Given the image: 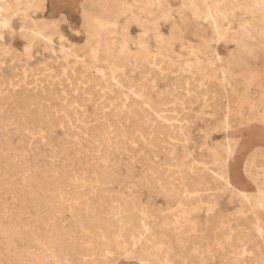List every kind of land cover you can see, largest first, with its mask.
Instances as JSON below:
<instances>
[{
  "label": "rangeland",
  "instance_id": "obj_1",
  "mask_svg": "<svg viewBox=\"0 0 264 264\" xmlns=\"http://www.w3.org/2000/svg\"><path fill=\"white\" fill-rule=\"evenodd\" d=\"M0 21V264H264V0Z\"/></svg>",
  "mask_w": 264,
  "mask_h": 264
},
{
  "label": "bare ground",
  "instance_id": "obj_2",
  "mask_svg": "<svg viewBox=\"0 0 264 264\" xmlns=\"http://www.w3.org/2000/svg\"><path fill=\"white\" fill-rule=\"evenodd\" d=\"M1 22V21H0ZM30 22V21H29ZM245 28V27H244ZM38 41V40H37ZM29 43V42H28ZM184 81V80H183ZM95 82V81H94ZM101 83V82H100ZM124 83H125V81H124ZM86 84V83H85ZM123 85V84H122ZM102 86V85H101ZM143 86V85H142ZM211 87V86H210ZM139 88H140V86H139ZM128 89V88H127ZM195 89V88H194ZM193 89V90H194ZM100 90V89H99ZM120 90V89H119ZM123 90V89H122ZM131 91V90H130ZM196 92H197V90H196ZM94 93V92H93ZM84 94H85V92H84ZM32 97V96H31ZM102 97V96H101ZM118 98V97H117ZM167 100V99H166ZM171 100V99H170ZM6 102V101H5ZM4 102V103H5ZM16 102V101H15ZM69 102V101H68ZM106 103V102H105ZM166 103V102H165ZM140 103H138V105H139ZM105 105V104H104ZM122 105V104H121ZM159 105H160V103H159ZM158 105V106H159ZM178 105V104H177ZM118 106H120V105H118ZM152 106V105H151ZM161 106V105H160ZM63 107V106H62ZM106 107V106H105ZM85 108V107H84ZM160 108V107H159ZM65 109V108H64ZM117 109V108H116ZM129 109V108H128ZM127 109V110H128ZM96 110V109H95ZM98 110V109H97ZM182 110V109H181ZM151 111V110H150ZM155 111V110H154ZM153 111V112H154ZM112 112V111H111ZM132 112V111H131ZM156 113V112H155ZM95 114V113H94ZM118 114V113H117ZM114 115V114H113ZM55 116V115H54ZM120 116V115H119ZM155 116V115H154ZM99 117V116H98ZM123 117V116H122ZM102 119V118H101ZM125 119V118H124ZM146 119V118H145ZM109 120V119H108ZM139 120V119H138ZM123 121V120H122ZM56 123V122H55ZM120 123H122V122H120ZM39 124V123H38ZM163 124V123H162ZM143 125V124H142ZM112 126H114V125H112ZM136 126H137V124H136ZM22 127V126H21ZM97 127V126H96ZM159 127V126H158ZM101 128H103V127H101ZM156 128V127H155ZM161 128V127H160ZM163 128V127H162ZM170 128V127H169ZM93 129V128H92ZM105 129V128H104ZM107 129V128H106ZM133 129V128H132ZM134 130V129H133ZM159 130V129H158ZM91 131V130H90ZM133 132V131H132ZM165 133V132H164ZM34 134V133H33ZM131 134V133H130ZM93 135H94V133H93ZM121 136V135H120ZM129 136V135H128ZM79 138V137H78ZM138 142V141H137ZM62 152V151H61ZM80 152V151H79ZM66 155V154H65ZM66 158V157H65ZM70 158V157H69ZM65 162V161H64ZM174 172V171H173ZM60 176V175H59ZM69 177V176H68ZM30 182V181H29ZM105 183V182H104ZM49 186V185H48ZM53 187V186H52ZM45 192V191H44ZM58 199V198H57ZM50 200V199H49ZM55 200V199H54ZM57 211H59V210H57ZM49 213V212H48ZM58 229V228H57ZM70 233V232H69ZM64 237V236H63ZM67 242V241H66ZM75 242V241H74ZM49 244V243H48ZM55 244V243H54ZM51 245V244H50ZM67 249V248H66ZM70 250V249H69ZM66 252V251H65ZM73 253V252H72ZM178 253V252H177ZM72 256V255H71ZM223 257V256H222Z\"/></svg>",
  "mask_w": 264,
  "mask_h": 264
}]
</instances>
